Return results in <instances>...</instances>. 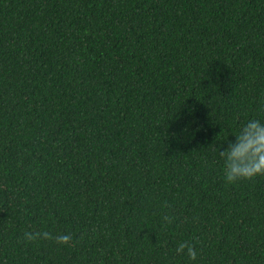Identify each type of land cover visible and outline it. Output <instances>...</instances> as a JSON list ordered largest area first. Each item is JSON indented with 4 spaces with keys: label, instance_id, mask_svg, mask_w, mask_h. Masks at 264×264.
<instances>
[{
    "label": "trees",
    "instance_id": "obj_1",
    "mask_svg": "<svg viewBox=\"0 0 264 264\" xmlns=\"http://www.w3.org/2000/svg\"><path fill=\"white\" fill-rule=\"evenodd\" d=\"M250 119L264 0H0V264H264Z\"/></svg>",
    "mask_w": 264,
    "mask_h": 264
},
{
    "label": "clouds",
    "instance_id": "obj_2",
    "mask_svg": "<svg viewBox=\"0 0 264 264\" xmlns=\"http://www.w3.org/2000/svg\"><path fill=\"white\" fill-rule=\"evenodd\" d=\"M234 141L220 153L224 161L222 172L226 183L234 184L240 180H249L258 175H264V122L250 119L233 132ZM47 237V234H44ZM29 240L35 237L31 233L25 234ZM68 234L55 237L58 244L64 245L70 241ZM188 249V255L195 259L194 251L184 243L177 247V252Z\"/></svg>",
    "mask_w": 264,
    "mask_h": 264
}]
</instances>
